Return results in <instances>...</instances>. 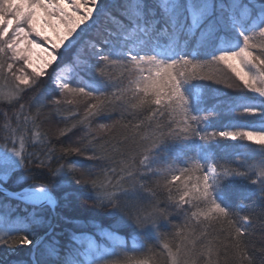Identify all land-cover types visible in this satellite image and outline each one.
I'll return each instance as SVG.
<instances>
[{
    "label": "snow or ice",
    "instance_id": "1",
    "mask_svg": "<svg viewBox=\"0 0 264 264\" xmlns=\"http://www.w3.org/2000/svg\"><path fill=\"white\" fill-rule=\"evenodd\" d=\"M0 105V264H264V0H0Z\"/></svg>",
    "mask_w": 264,
    "mask_h": 264
},
{
    "label": "trees",
    "instance_id": "2",
    "mask_svg": "<svg viewBox=\"0 0 264 264\" xmlns=\"http://www.w3.org/2000/svg\"><path fill=\"white\" fill-rule=\"evenodd\" d=\"M52 67H55V64H53ZM52 67H50L49 69H47V71H48V72H51V71H52ZM222 71L225 72L226 74L230 75V73H227V70H222ZM42 79H43V83H42L41 87H43L44 84H47V83H48L47 77H43ZM213 86H214V87H217V88H220V89H222V90H224V91H229V92H230V91H233L232 89H228L227 86H226V84H224V83L214 84ZM38 90H39V89H37V91H38ZM34 95H36V92H35V91L30 92L27 96H25V98H24V103H25L26 106H27V104H28L30 98H31L32 96H34ZM4 110H7V111H9V112L12 111L11 109H7V108H5V106H3V105H0V112H2V111H4ZM81 112H82V109H81ZM2 124H3V118L0 117V125H2ZM61 126H62V125H58V124L56 123L55 119H53V120H51V121H45V123L43 124L42 127H43L44 130H46V131L48 132V134H49L50 136H55V134H56V132H57V129H58L59 127H61ZM0 135H2V133H0ZM69 135H70V136H73V138H74L75 136L80 135V132H79L78 130H74L73 133H70ZM233 143H234V142H233ZM72 159H82V158H79V157H73ZM57 214H59V215H63V214H64V213H63V210H61V209H56L55 212H54V216H53L52 214H51V215H52L53 217H56ZM73 215L81 216L82 218H86V219H91V216H90L89 214H86V213H85V214H81L79 211L74 212ZM95 219L98 220L100 223L104 224L105 226H107V221L105 220L104 217H96Z\"/></svg>",
    "mask_w": 264,
    "mask_h": 264
},
{
    "label": "rangeland",
    "instance_id": "3",
    "mask_svg": "<svg viewBox=\"0 0 264 264\" xmlns=\"http://www.w3.org/2000/svg\"><path fill=\"white\" fill-rule=\"evenodd\" d=\"M37 27H38V30L42 33V35L41 36H36L35 34H32L29 38L32 39V40H34V42L36 44L41 45V47L40 48H36V47H34L32 45H29L28 47H32L33 53H34L33 60H34V62L36 64H39L40 63V58L42 56H45L46 55V53H43L41 51V48L47 47V48H49V50H51L50 44L48 42H46L43 37L44 36H47V37L50 38V40H54L55 39V36H54L52 30L50 28H48L47 26H45L43 24V22H41L40 24H38ZM61 50H63V49H61Z\"/></svg>",
    "mask_w": 264,
    "mask_h": 264
},
{
    "label": "water",
    "instance_id": "4",
    "mask_svg": "<svg viewBox=\"0 0 264 264\" xmlns=\"http://www.w3.org/2000/svg\"><path fill=\"white\" fill-rule=\"evenodd\" d=\"M54 216V212L51 213Z\"/></svg>",
    "mask_w": 264,
    "mask_h": 264
}]
</instances>
